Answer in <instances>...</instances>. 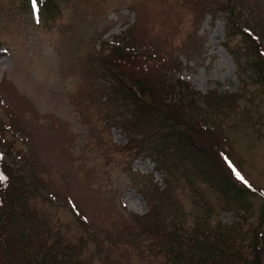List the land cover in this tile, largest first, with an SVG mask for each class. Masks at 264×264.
Listing matches in <instances>:
<instances>
[{
    "label": "rangeland",
    "instance_id": "1",
    "mask_svg": "<svg viewBox=\"0 0 264 264\" xmlns=\"http://www.w3.org/2000/svg\"><path fill=\"white\" fill-rule=\"evenodd\" d=\"M213 1L193 6L189 0L161 4L158 0H57V12L36 25L18 0H0V47L6 44L11 54L0 49L3 133L14 138L24 155L23 161L14 162L26 164L59 192L58 202L48 201L40 188V194L31 196V205L72 242L87 231L61 199L65 193L81 203L84 214L99 226H117L120 214L128 219L125 209L147 212V200L157 190L175 194L188 223L201 213L197 206L201 197L214 209L211 223L216 218L224 224L242 222L232 210L219 206L222 201L216 191L194 173L197 164L204 168L207 161H188L186 153L172 150L162 155L160 165L147 153L132 158L125 148L131 132L104 127V91L112 119L130 111L114 99L111 82L94 75L93 58L106 53V42L112 44L128 30L138 13L146 26L154 28L150 34L174 52L178 70L167 72L168 77L189 83L192 102L199 106L198 118L220 125L231 144L233 165L253 186L264 189V79L258 76L240 35L227 28L226 13L217 10ZM148 8L154 11L149 13ZM244 12L264 31V0H250ZM186 93L182 90L173 99L185 103L190 98ZM219 95L223 99L212 103ZM4 98L10 107L4 106ZM117 111L122 114L113 117ZM26 132L32 134L28 144L23 140ZM4 149L5 144H0ZM13 156L14 152L6 155L9 163ZM30 159L37 160L36 166L29 165ZM242 194L238 205L243 207L238 209L247 210L243 224L264 226V200L246 189ZM93 264L104 263L94 257Z\"/></svg>",
    "mask_w": 264,
    "mask_h": 264
},
{
    "label": "trees",
    "instance_id": "2",
    "mask_svg": "<svg viewBox=\"0 0 264 264\" xmlns=\"http://www.w3.org/2000/svg\"><path fill=\"white\" fill-rule=\"evenodd\" d=\"M18 1L36 25L57 12V0H42L35 15L31 0ZM164 1L167 0H158L160 4ZM189 1L193 6L202 3V0ZM249 1L214 0L213 3L217 10L226 13L227 28L240 35L258 76L264 79V31L261 24L256 27L245 14ZM153 11L154 8H148L149 13ZM162 17L160 14L158 20ZM143 19L138 13L130 28L116 36L112 44L103 41L109 45V50L93 58L94 75L110 81L114 99L124 103L130 111L128 116L112 119L104 91L102 108L107 109H104L107 114L104 127L117 126L131 132L128 134L130 144L125 148L132 158L147 153L160 165L164 164L163 154L176 151L186 153L190 157L188 161H207L208 166L204 168L197 164L194 173L216 191L222 201L219 206L232 210L242 222L234 220L224 224L216 218L211 223L214 209L201 197L197 206L202 211L188 223L175 194L157 190L150 194L149 200L145 194L149 204L147 212L137 214L125 209L128 219L120 214L117 226H99L84 214L81 203L65 193L61 199L87 231V235L78 237V242H72L60 233L57 225L46 223L31 205V196L40 194V188L44 189L43 197L48 201L58 202L59 192L50 189L44 178L33 169L29 171L26 164L14 162L21 158L23 161L24 155L15 147L14 138L4 135L5 122L0 119V144H5V149L0 150V174L6 177L0 181V264H93L94 257L104 264H264V226H245L247 210L243 209L242 213L238 209L242 206L238 202L243 201V189L263 200L264 190L237 175L240 172L233 168L228 137L218 123L211 126L206 117L198 118L199 106L192 102L194 92L188 88L189 83L168 77L167 72L178 70L174 52L166 42L150 34L155 30L146 26ZM136 31L139 34L131 35ZM6 46L0 48L11 56ZM241 68L245 69L246 65ZM106 87L104 85V89ZM182 90L190 95L185 103L173 99ZM222 99L219 95L211 101L216 104ZM121 114L117 111L113 117ZM23 125L26 126L24 122ZM31 137L32 134L26 132L24 142L28 144ZM12 152L10 164L6 155ZM36 164V159L29 160V165ZM142 192L146 191L142 189ZM90 240L93 246L89 245Z\"/></svg>",
    "mask_w": 264,
    "mask_h": 264
},
{
    "label": "snow or ice",
    "instance_id": "3",
    "mask_svg": "<svg viewBox=\"0 0 264 264\" xmlns=\"http://www.w3.org/2000/svg\"><path fill=\"white\" fill-rule=\"evenodd\" d=\"M42 0H31V4H32V9L34 12H36L38 10V4L41 3ZM237 175L239 176V173H237ZM241 179H243V177H240ZM6 177L3 176V174H0V181L5 180Z\"/></svg>",
    "mask_w": 264,
    "mask_h": 264
}]
</instances>
